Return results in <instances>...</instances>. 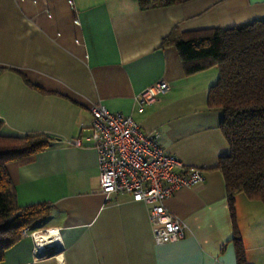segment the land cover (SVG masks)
Segmentation results:
<instances>
[{"label": "crops", "instance_id": "0c3cea01", "mask_svg": "<svg viewBox=\"0 0 264 264\" xmlns=\"http://www.w3.org/2000/svg\"><path fill=\"white\" fill-rule=\"evenodd\" d=\"M0 0V131L56 134L31 159L6 165L20 205L46 203L37 228L59 230L61 251L37 257L29 235L0 264H237L220 157L229 153L208 105L216 65L186 74L163 38L264 18V0H180L140 9L137 0ZM164 80L155 102L136 95ZM101 103L159 135L163 149L204 180L164 201L186 226L156 244L150 205L129 194L105 196L96 150L89 145L90 107ZM81 139V145L70 139ZM235 222L247 264H264V205L240 193Z\"/></svg>", "mask_w": 264, "mask_h": 264}, {"label": "trees", "instance_id": "16d2710c", "mask_svg": "<svg viewBox=\"0 0 264 264\" xmlns=\"http://www.w3.org/2000/svg\"><path fill=\"white\" fill-rule=\"evenodd\" d=\"M140 9L180 0H137ZM177 48L186 74L216 65L218 76L208 89V105L222 112L219 127L229 153L218 160L233 223L237 264H247L235 222V198L244 194L264 205V18L165 37ZM2 121L0 120V128ZM58 139L53 133L5 135L0 131V262L21 237L49 213L46 203L18 204L6 165L31 159Z\"/></svg>", "mask_w": 264, "mask_h": 264}, {"label": "built area", "instance_id": "2783aa9c", "mask_svg": "<svg viewBox=\"0 0 264 264\" xmlns=\"http://www.w3.org/2000/svg\"><path fill=\"white\" fill-rule=\"evenodd\" d=\"M68 3L72 6L73 1ZM169 85L160 80L136 95L141 107L151 104L165 93ZM89 145L96 150L100 190L105 196L129 194L150 205L149 217L154 242L163 244L181 239L185 224L166 209L164 201L177 190L192 187L204 180V171L187 167L167 153L159 135L143 131L127 114L111 111L98 103L90 107ZM81 137L68 142L81 145ZM29 235L36 258L47 256L51 248L61 247L55 227H25L21 236ZM45 235V237H43Z\"/></svg>", "mask_w": 264, "mask_h": 264}, {"label": "water", "instance_id": "95a60500", "mask_svg": "<svg viewBox=\"0 0 264 264\" xmlns=\"http://www.w3.org/2000/svg\"><path fill=\"white\" fill-rule=\"evenodd\" d=\"M61 248H62V246L61 247L51 248L48 255H53V254H56V253L60 252L61 251Z\"/></svg>", "mask_w": 264, "mask_h": 264}, {"label": "rangeland", "instance_id": "374dc122", "mask_svg": "<svg viewBox=\"0 0 264 264\" xmlns=\"http://www.w3.org/2000/svg\"><path fill=\"white\" fill-rule=\"evenodd\" d=\"M39 224V223H38ZM38 226V225H37ZM37 226L36 225H33V226H30V227H33V228H37Z\"/></svg>", "mask_w": 264, "mask_h": 264}, {"label": "bare ground", "instance_id": "6f19581e", "mask_svg": "<svg viewBox=\"0 0 264 264\" xmlns=\"http://www.w3.org/2000/svg\"><path fill=\"white\" fill-rule=\"evenodd\" d=\"M43 237H45V235H43Z\"/></svg>", "mask_w": 264, "mask_h": 264}]
</instances>
